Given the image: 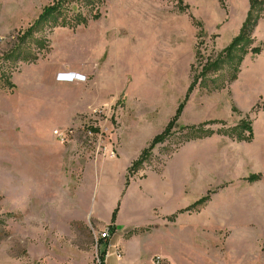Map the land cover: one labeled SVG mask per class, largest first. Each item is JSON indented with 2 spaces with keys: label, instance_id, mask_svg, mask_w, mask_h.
I'll return each mask as SVG.
<instances>
[{
  "label": "rangeland",
  "instance_id": "obj_1",
  "mask_svg": "<svg viewBox=\"0 0 264 264\" xmlns=\"http://www.w3.org/2000/svg\"><path fill=\"white\" fill-rule=\"evenodd\" d=\"M251 1L72 0L23 45L32 60L10 61L56 0H0V246L31 264H92L125 170L203 66L221 59ZM81 17L87 22L61 25ZM252 39L250 49L262 51L249 50L236 78L227 55L222 69L199 78L178 126L129 173L123 215L146 219L120 234L146 257L264 264V9ZM244 120L250 142L233 132ZM207 121L211 135L189 138L184 127ZM209 191L205 204L178 212Z\"/></svg>",
  "mask_w": 264,
  "mask_h": 264
},
{
  "label": "trees",
  "instance_id": "obj_2",
  "mask_svg": "<svg viewBox=\"0 0 264 264\" xmlns=\"http://www.w3.org/2000/svg\"><path fill=\"white\" fill-rule=\"evenodd\" d=\"M72 0H56V3L54 5H49L46 6L43 11L41 12L40 16L38 19L34 22V24L22 35L19 37V43L16 47H14L10 53L7 55V58L11 60H15L18 58L25 59V60H32L30 59L29 55L26 54V50L23 49V45L28 41V39L32 38L35 36V34L41 30L45 25L50 24V23H57L60 18L63 15L64 8L69 4ZM88 2H93L94 0H87ZM264 0H252L250 4V8L247 14V17L240 29V32L237 36L234 37L232 42L225 48L223 54L221 55V59L215 60V61H209L203 66L202 72L199 76H197L194 80V82L190 85L187 94L185 96V99L180 103L176 114L172 117L166 128L158 134L157 136L154 137V139L150 142L149 146L146 147L138 159H136L132 165L129 168L128 176H127V181L126 184L129 185L130 183V172L132 170H138L140 167L146 162L150 155L152 149L158 144L164 142L169 135L172 133V129L174 127L178 126V120L179 117L181 116L186 103L189 99V96L191 92L194 90L196 83L198 82L199 78H204L208 74L212 72H217L222 67L224 66L225 59H222L225 55L228 56V59L230 60L229 63L232 66H235V73L233 78L237 77V73L239 71V67L244 60L245 55L249 52V50L255 52V53H260L262 51V47H257V48H251L250 46L253 43L252 39V33L259 21V19L262 16V11L264 9ZM75 19L69 20V19H63L62 24L63 26H68V25H74V24H80L81 22H87L86 18L81 17L78 21H74ZM76 22V23H74ZM204 81V79H203ZM202 81V83H203ZM7 82L13 86V83L7 79ZM204 87H209V85L206 83V81L203 83ZM213 121H207L203 122L198 125H192L189 127H184L185 129L188 130L187 134L189 135V138H203L206 136H209L213 133V131L206 130V124L210 123ZM245 131L249 132V135L246 136L244 135ZM233 132L237 133V137L239 140H244L250 142L253 138V128L251 125V122L249 120H244L241 121L240 124L233 130ZM232 132V133H233ZM260 178L259 175L253 174L249 177L250 181H255ZM212 192L209 191L206 196L202 197L195 203H193L190 207L186 209L180 210V212H184L187 210H192L196 209L199 206L205 204L207 201L211 199ZM118 213V208L114 211L113 213V223L116 220ZM111 228H114V225L111 226Z\"/></svg>",
  "mask_w": 264,
  "mask_h": 264
},
{
  "label": "crops",
  "instance_id": "obj_3",
  "mask_svg": "<svg viewBox=\"0 0 264 264\" xmlns=\"http://www.w3.org/2000/svg\"><path fill=\"white\" fill-rule=\"evenodd\" d=\"M179 105H178V107H179ZM178 107H177V109H178ZM177 109H176V111H177ZM175 114H176V112H175ZM170 120H169V122H170ZM168 123H167V125H168ZM158 134H160V133H158ZM158 134H156L155 136H157ZM154 137H153V139H154ZM143 139L146 140V139H148V137H145ZM145 148H143V150ZM132 163H131V165H132ZM129 168L127 167V170H125V173H124V177H125L124 189L121 191V195H120V197H122V200L120 201V197L115 198V204L112 207V217H111V220L107 222L108 226H106V227H110L111 228V226L114 225V228H111V234H112L113 242L121 248V250L123 251L124 256L121 259H117L115 256H112L111 261L114 264H150V263L153 264L154 258H155V257H153L154 253L151 254V255H148L146 257V254L144 252V249H145L144 246L140 247V249H138V245H137V243H135L133 238H130V240L128 242V237L126 238L125 236L120 234L124 229H126V228L128 229V222H129V224H134V225L137 226V224L139 222H142V221H144L146 219L145 218L143 220L138 221L137 219L134 220L133 218H131L130 220H128L123 215L122 202L123 201L125 202V200H127V198H129L128 196H129L130 191L132 189L131 186H130L131 181H130L129 185L126 184ZM168 196H170V194H168ZM163 197H165L164 194H163ZM138 199L140 201L139 192H138ZM168 199H170V197H168ZM128 202H130L129 199H128ZM138 205L140 206V203ZM99 206H100V204H99ZM190 206H188V207H190ZM188 207H186V208H188ZM117 208H118L117 217H116L115 222L113 223V220H112L113 219V213H114V211ZM186 208H184V209H186ZM180 210H182V209H180ZM180 210L178 212H180ZM139 212H140V210H131L130 214H137L138 218H140V216H141L140 213L141 212L140 213ZM178 212L175 215H173L174 217H172V219L176 218V215L178 214ZM61 213L63 214L62 211H61ZM62 214H61V217H62ZM126 214H128V213H126ZM134 246H136V250H133ZM162 254H163L162 258H165L171 264H176V262L173 261V259L170 256H168L166 253H162ZM0 264H31V261L26 256H21L20 254H15L14 251H12L10 247L9 248H4V247L0 246Z\"/></svg>",
  "mask_w": 264,
  "mask_h": 264
},
{
  "label": "built area",
  "instance_id": "obj_4",
  "mask_svg": "<svg viewBox=\"0 0 264 264\" xmlns=\"http://www.w3.org/2000/svg\"><path fill=\"white\" fill-rule=\"evenodd\" d=\"M3 38H0L2 40ZM56 136L61 140H66L67 134L64 131H55ZM96 255L93 264H114L111 261L112 256L117 259L123 258L124 254L121 248L113 242L111 228L105 227L95 234ZM153 264H166L162 257H155Z\"/></svg>",
  "mask_w": 264,
  "mask_h": 264
}]
</instances>
